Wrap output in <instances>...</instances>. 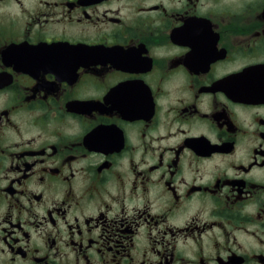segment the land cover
<instances>
[{
	"label": "flooded vegetation",
	"instance_id": "flooded-vegetation-1",
	"mask_svg": "<svg viewBox=\"0 0 264 264\" xmlns=\"http://www.w3.org/2000/svg\"><path fill=\"white\" fill-rule=\"evenodd\" d=\"M0 264H264V0H0Z\"/></svg>",
	"mask_w": 264,
	"mask_h": 264
}]
</instances>
